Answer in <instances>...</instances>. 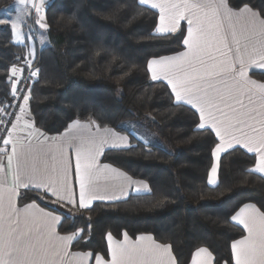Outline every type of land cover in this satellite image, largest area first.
Listing matches in <instances>:
<instances>
[{
	"label": "trees",
	"instance_id": "16d2710c",
	"mask_svg": "<svg viewBox=\"0 0 264 264\" xmlns=\"http://www.w3.org/2000/svg\"><path fill=\"white\" fill-rule=\"evenodd\" d=\"M14 1L0 0V8ZM228 2L264 16V0ZM158 17L138 0H51L48 44L37 49L39 72L28 100L34 125L49 135L61 134L75 119L127 133L130 147L108 149L102 160L147 181L151 191L70 210L49 194L27 189L19 203L36 201L59 213L62 234L83 229L73 250L108 256L107 234L120 239L124 233H149L171 245L177 264H189L201 247L213 253L216 264H233L232 243L245 231L231 217L246 203L264 212V176L249 171L255 154L235 147L220 158L218 184L208 183L216 135L198 130L197 111L176 103L170 87L149 74V60L181 51L187 32L182 23L176 32L154 35ZM26 59L27 44L14 42L9 24L0 25V103L11 96V68ZM251 75L264 81V72ZM137 120L162 144L148 145L124 125Z\"/></svg>",
	"mask_w": 264,
	"mask_h": 264
},
{
	"label": "snow or ice",
	"instance_id": "6c2138e0",
	"mask_svg": "<svg viewBox=\"0 0 264 264\" xmlns=\"http://www.w3.org/2000/svg\"><path fill=\"white\" fill-rule=\"evenodd\" d=\"M17 3L30 5L41 14L36 23L42 28L48 27L43 23L44 0H17ZM138 3L151 4L152 8L159 9L160 23L154 35L176 32L181 20L188 23V38L183 43L189 51L151 60L148 63L151 79L155 81L163 77L171 85L176 103L186 101L199 108L201 122L197 129H205L210 123L220 139L214 149L217 162L221 153L233 147V142L242 144L248 152L257 155L255 168L249 171L264 174V83L248 78L247 74L249 67L264 69V16L247 4L233 8L228 0H138ZM29 14L25 7L24 14L12 24L17 41L22 40L19 21ZM225 22L231 30L235 49L228 46L227 35L223 32ZM218 45H223V50ZM209 50L220 52L225 59L217 61ZM205 53L210 63L204 59ZM29 55H34L31 49ZM20 72L22 69L16 66L11 68L12 76ZM38 72L36 69L32 75ZM216 84L222 87H216ZM12 93H16L15 82ZM30 95L29 90V94L23 97L25 106ZM254 96L261 101L259 111L253 105ZM0 111L4 109L0 107ZM24 111V108L20 109L22 114ZM20 120L21 117L16 116V123L3 139L5 147L0 148V152L7 154V146H11V154L7 155V172L0 162V264H72L67 259L69 255L77 264H85L90 258H94L95 264H176L171 245L157 243L150 235H141L132 242L124 233L123 242H115L112 235L107 234L111 250L108 260L100 255L94 256L91 251L69 253L70 243L82 238L83 229L60 235L55 228L61 219L59 216L44 212L35 203L18 208L15 201L18 190L32 186L68 204H78L81 209H88L95 200H118L127 195L126 189L130 187L136 191L147 188L142 181L133 180L120 169L98 163L97 158L105 145L130 147L127 137L108 128L100 129L99 125L93 133L91 123L80 120L73 121L61 135L50 137L28 121L24 122L23 128H18ZM3 124L4 121L0 120V125ZM25 129L27 134L21 137L20 133ZM33 136L43 139L33 145ZM45 141L54 143L45 144ZM73 141L78 143L73 145ZM72 147L75 148V167L79 175L78 198L68 183L67 165L50 168L48 164L49 158L56 160V154L63 155ZM218 168V163L211 168L210 185L217 184ZM102 174H106V181L120 186L121 195L100 188L97 181ZM8 175L11 176L10 184L7 183ZM231 219L248 231L247 236L232 243L235 264H264V212L247 204ZM211 259L208 249L199 248L192 264H210Z\"/></svg>",
	"mask_w": 264,
	"mask_h": 264
},
{
	"label": "crops",
	"instance_id": "0c3cea01",
	"mask_svg": "<svg viewBox=\"0 0 264 264\" xmlns=\"http://www.w3.org/2000/svg\"><path fill=\"white\" fill-rule=\"evenodd\" d=\"M146 6L151 7V4H148V5H146ZM151 8H152V7H151ZM251 8H252V7H251ZM153 9H154V8H153ZM252 9H254V8H252ZM154 10H156V11L158 12L159 17H160L159 9H154ZM254 10H256V9H254ZM256 11H257V10H256ZM257 12H259V11H257ZM159 17H158V22H157V26H156V27H158V26H159V23H160ZM182 23H185V24H186V27H187V30H188V23H187V20H181L180 23H179V27H178V29L180 28V26L182 25ZM155 29H156V28H155ZM223 32H224V34L227 35V38H228V46L231 47V48H233V49H235L236 46H235L234 43H232L231 30L229 29V27H228V25H227V22L224 23ZM164 34H167V33H164ZM187 38H188V31L186 32V36H185V39H187ZM13 40H14V39H13ZM14 42H15V41H14ZM46 44H48V41H47L44 45H46ZM44 45H37V49L40 48V47H42V46H44ZM218 47H220V48L223 50V45H218ZM187 51H189V48H188L187 45L184 44V48H183L181 51H179V52H177V53H174V54L164 55V56H161V57L177 56L179 53H183V52H187ZM209 51L211 52V55H212L213 57L216 58L217 61L222 60V59H225V57H222V56H221L220 52L212 51V50H209ZM36 53H37V52H36ZM228 55L231 56L232 54L229 53ZM159 58H160V57H154V58H151V59L149 60V62H150L151 60H153V59H159ZM28 59H30V58H29V50H27V59H26L23 63H19V64L15 65V66H16L17 68L22 69V66H24V64H27V63H28V62H27ZM204 59H205L207 62H209V63L211 62V61L208 60V55H207V53L204 54ZM193 63L195 64V61H193ZM195 66L199 67L198 64H196ZM22 72H23V69H22ZM22 72L17 73L16 76H13V82H16V81L18 80V78L20 77V75L22 74ZM252 72H264V69H262V68H256V67L253 66V67H249V68H248V73H247V74H248V78L253 79V80H256V81H259V82H261V83H264V81L259 80V79L255 78V77H253V76L251 75ZM149 74H150V77H151V70H150V69H149ZM155 81H163V82H165V83L170 87V89H171V85H169L168 82H167V80L163 79V77H161L160 80H155ZM215 86H216V87H222L221 84H216ZM173 96H174V99H175V94H174V93H173ZM180 103H184V104H187V105L191 106V107L194 108V109L197 111V113L199 114V108L196 107L194 104H188L186 101H184V102H180ZM247 103H248L247 100H245V104H247ZM260 103H261V101H260L257 97L254 96V97H253V105L257 107L258 111H259V105H260ZM221 107H222V106H221ZM28 108H29V107H28V104H27V106L24 108V109H25L24 113H23V114L20 113L21 120H20V123L17 125L18 128H23V124H24L25 121H28V122L34 124V121H33L32 115L30 114ZM259 118H260V117L257 116V119H259ZM199 119H200V118H199ZM75 120H79V119H75ZM75 120H73V121H75ZM73 121H71V122L69 123V125H70ZM80 121H81L82 123H91V131H92L93 133L96 132V125H99L98 123H96L95 121H91V120H88V121L80 120ZM92 122H94V123H92ZM200 122H201V121H200ZM200 122H199V124H200ZM69 125H68V126H69ZM34 126H35V125H34ZM125 126H126V128L128 129V126H127V125H125ZM99 127H100V129H104V128L111 129L112 132H114L115 134H118L119 136H125V137H127V138H128L127 143H128L129 145L132 144L131 138H130V136H129L127 133H125V132H121V131H119V130L113 128V127H101L100 125H99ZM129 127H130V126H129ZM35 128H37V127L35 126ZM67 128H68V127H67ZM67 128H66L62 133H64V132L67 130ZM132 128H133V127H132ZM205 128L210 129L211 131H213L214 134L216 133V130H215L214 128H211L210 123H209V124H206V127H205ZM256 128L259 130L260 125L257 124V125H256ZM38 129H39V128H38ZM27 131H28V130L25 129L22 133H20L21 137L26 136ZM40 131L43 132L42 130H40ZM130 132H131V131H130ZM44 133H45V132H44ZM62 133H61V134H62ZM132 133H133V132H132ZM46 134H47V133H46ZM61 134H56V135H49V134H47V135L51 137V136H59V135H61ZM133 134H134V133H133ZM151 135H152V134H151ZM215 135H216V134H215ZM150 137H152V136H149V137H142V136H140V137H137V138H138V139L140 138V140H142L144 143H146V144L149 145V144H152L151 140L149 139ZM153 137H154V136H153ZM216 137H217V139H218V142H217V144H218V143H220V139H219L218 136H216ZM42 139H43L42 137H36V136H33V137H31V142H32L33 145H35V144H37V143H38L40 140H42ZM152 139H153V138H152ZM154 139H157V138H154ZM155 141H157V143H159L158 140H155ZM26 142H27V141H26ZM44 143H45V144H52V143H54V142H53V141H45ZM77 143H78V141H73V145H75V144H77ZM8 147H9V153H8V154H11V146L9 145ZM235 147H241V148H243V149H245V150L247 151V149L244 148L242 144H241V145H237V144H235V143L233 142V147H232V148H235ZM112 148H114V147H111L110 145H105V146H104L102 153H101V154L99 155V157L97 158V159H98V163H99L100 165L110 164V163L104 162V161L102 160V157H103V154H104V152H105L106 150H108V149H112ZM232 148H230V149H232ZM214 149H215V147H214ZM214 149H213V164H212V167H213V165H215V164H217V163H218L219 166H220V158H221V156L225 153V152H224V153H221V154H220L219 161L217 162V159H216V157H215V155H214ZM230 149H228V150H230ZM8 154H0V162H2V163L4 164V166H5V172H7V155H8ZM252 154H255V153H252ZM255 156H256V159H257V155H256V154H255ZM14 163H15V162H14ZM48 164H49V167H50V168H51L52 166L63 167L65 164L67 165V180H68V183H69L70 185H72L73 189L75 190V192H76V194H77V198H78V193H79V175H78V173L76 172V167H75V164H76V159H75V148H74V147H72V148H67V149L65 150V152H64L63 155H61V154H56V160H52L51 158H49V160H48ZM110 165H112V164H110ZM112 166L115 167V168H118V167H116V166H114V165H112ZM212 167H211V168H212ZM254 168H255V167H254ZM118 169H120V168H118ZM120 170L123 171V172H125V171L122 170V169H120ZM125 173H127V172H125ZM127 174H128V173H127ZM210 174H211V169H210V171H209V175H210ZM260 174H261V173H260ZM104 175H106V174H102V175L100 176L99 180L97 181V184L100 186V188H101L102 190H103L104 188H107L108 192H110V193H114V194H116V195H121V193H120V186H119V185H115V184H114L113 182H111V181H106V180L104 179ZM128 175H129V174H128ZM261 175L264 176V174H261ZM129 176H131V175H129ZM131 177H132V176H131ZM208 177H209V176H208ZM132 178H133V180H136V181H142L144 184L147 185V188H141L140 191H136L134 187H130V188H127V189H126V191H127V195H123V196H121L120 199H118V200H103V201H102V200H95V201L92 202V204L90 205V207H91L94 203L99 202V201H102V202L121 201V200H125V199H127V198H128L130 195H132V194L149 193V192L151 191L150 185H149V183H148L147 181L142 180V179H137V178H134V177H132ZM218 182H219V168H218V173H217V184H218ZM7 183H8V184L11 183V176H10V175H8ZM217 184H216V185H217ZM211 186H215V185H211ZM27 189L35 190V189H34V186L29 187V188H20V189L18 190V195H16V197H15L16 205H17L18 208H23V206L26 205V204L35 203V204L38 205L39 209H43L44 212H48V213H51V214H53V215H55V216H59V217L62 219V217H61V215H60L59 213H57V212H55V211H53V210H50V209H48V208L42 206L40 203H38V202H36V201L27 202V203H24V204L19 203V197H20L21 193H22L24 190H27ZM36 191L44 192L43 189L36 190ZM44 193H45V192H44ZM47 194L51 195V193H47ZM51 196H52V195H51ZM52 198L54 199V201H55L60 207L67 208V209H70V210H78V209H81V208L79 207L78 204H76V205H71V204L66 203L65 201L58 200L56 197H53V196H52ZM247 204L254 205L257 209H259L261 212H263V211H262V210H261L256 204H254V203H246V204L242 205V206H241V207H240V208H239V209L233 214V216H235L236 213L239 212L240 209L243 208V207H244L245 205H247ZM90 207H89V208H90ZM5 211H7V208H6V207H5ZM233 216H232V217H233ZM61 219H60V221L55 225L56 232H57L58 234H60V235H69V234H72V233L62 234V233L59 232V225H60ZM232 221H233V220H232ZM233 222L236 223L237 225L241 226V227L243 228V230L245 231L244 235H243L242 237L236 239V240H240V239H242L244 236H247V235H248V231H247V229H245V228L243 227L242 224H239L238 221H233ZM74 233H76V232H74ZM127 235H128V234H127ZM141 235H150V236L153 237V239H154L157 243H161V242L157 241V240L154 238V236H153L152 234H149V233H142V234H139V235H138L137 237H135V238H133V237H131V236H129V235H128V237H129L130 241H132V242H136V241L138 240L139 236H141ZM112 237H113V239H114L115 242H123V240H124V235H123V237L120 238V239L114 237L113 235H112ZM236 240H235V241H236ZM73 241H74V240H73ZM73 241H72V242L70 243V245H69V253H76V252H89V251L73 250V249H72V243H73ZM233 242H234V241H233ZM161 244H164V243H161ZM107 246H108V256H104L103 254H100V253L94 254V256H95V255H100V256H103L105 260L110 259V257H111V250H110V247H109V243H108V241H107ZM201 248H206V247H201ZM198 249H199V248H198ZM206 249H208V248H206ZM208 251L211 253V257H212L210 264H216V263H215V256L213 255V253H212L209 249H208ZM171 252H172V255L175 257L172 248H171ZM195 253H196V250L194 251V253H193L192 257H191V260H190L189 264H192V260H193V257L195 256ZM232 258H233V264H235V254H234L233 251H232ZM67 259H68V260H71V261H72V264H77V261H76V260H73V258L71 257V255H69V257H67ZM175 260H176V257H175ZM85 264H95V260H94V258H90L88 261L85 262ZM176 264H177V260H176ZM222 264H228V263H227V262H224V263H222Z\"/></svg>",
	"mask_w": 264,
	"mask_h": 264
},
{
	"label": "rangeland",
	"instance_id": "374dc122",
	"mask_svg": "<svg viewBox=\"0 0 264 264\" xmlns=\"http://www.w3.org/2000/svg\"><path fill=\"white\" fill-rule=\"evenodd\" d=\"M50 1L51 0H44L43 13H42L44 17L43 23H46V7ZM25 7L28 8V11L30 14L24 16V19L19 21V25H20L19 30L21 32L22 40L17 41L16 33H15V30L12 28V24L13 22L17 21L18 16L24 14ZM40 15L41 14L36 13L35 9L31 8L30 5L28 6L19 5L17 3V0H15L11 5L7 7L0 8V25L9 24L12 30L14 41L19 44H27V50L30 51L31 49L34 52V55H29L30 59H28L27 61L28 63L22 66L23 71L28 66L34 65L35 56L37 52V45H44L48 41L47 28H42L39 23H36V21L40 20ZM29 61L31 62L30 65H29ZM25 107L26 106H24V108ZM134 122H127V123H124V125H127L128 129L131 132H133L136 137L152 136L149 139L151 140L153 145H159V143L162 144V142L159 141L160 139H159L158 134L154 132L151 128H149L144 121L137 120ZM154 138H157V139H154ZM155 140H158L159 143H157V141Z\"/></svg>",
	"mask_w": 264,
	"mask_h": 264
},
{
	"label": "built area",
	"instance_id": "2783aa9c",
	"mask_svg": "<svg viewBox=\"0 0 264 264\" xmlns=\"http://www.w3.org/2000/svg\"><path fill=\"white\" fill-rule=\"evenodd\" d=\"M36 69L35 65L28 66L15 82V95H13L11 91L10 99L6 102L0 103V107L4 109V111H0V120L4 121V124L0 125V148L5 147L3 145V139L7 138V132L11 129L12 124L16 123V116H20V109L25 106L23 97L29 94V90L31 91L32 84L37 75L33 76L32 72H35ZM8 153L9 147L7 154ZM0 154L6 153L0 152Z\"/></svg>",
	"mask_w": 264,
	"mask_h": 264
}]
</instances>
